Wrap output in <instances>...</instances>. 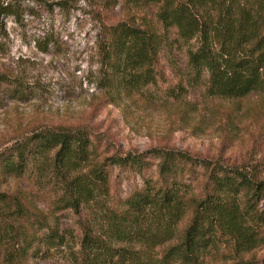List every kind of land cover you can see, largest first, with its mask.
Segmentation results:
<instances>
[{
    "label": "trees",
    "instance_id": "16d2710c",
    "mask_svg": "<svg viewBox=\"0 0 264 264\" xmlns=\"http://www.w3.org/2000/svg\"><path fill=\"white\" fill-rule=\"evenodd\" d=\"M118 1L122 15L100 20L97 40L111 93L154 82L170 30L197 39L188 67L206 78L208 93L264 87V0ZM36 43L45 51L58 41L48 34ZM8 81L0 73V83ZM27 171L50 183L57 210L78 214L77 246L20 189L0 187V264H39L30 258L60 248L69 264H264L251 252L264 242L256 164H225L165 144L123 149L86 123H58L34 126L0 149V180ZM122 178L130 188L120 196ZM221 244L230 245L225 263Z\"/></svg>",
    "mask_w": 264,
    "mask_h": 264
},
{
    "label": "rangeland",
    "instance_id": "374dc122",
    "mask_svg": "<svg viewBox=\"0 0 264 264\" xmlns=\"http://www.w3.org/2000/svg\"><path fill=\"white\" fill-rule=\"evenodd\" d=\"M2 6L0 73L10 81L0 83V149L37 125L86 123L123 149L165 144L225 164H256L264 181V87L241 96L208 93L206 78H195L188 67V50L197 39L167 31L154 82L115 95L102 79L97 40L103 35L100 20L122 15L121 2L0 0ZM48 34L58 43L44 51L36 40ZM0 187L20 189L77 246L78 214L54 207L49 182L27 171L0 180ZM129 188L130 180L122 178L120 196ZM229 247L219 248L222 263ZM251 252L264 255V242ZM68 260L65 248L30 258L39 264Z\"/></svg>",
    "mask_w": 264,
    "mask_h": 264
}]
</instances>
